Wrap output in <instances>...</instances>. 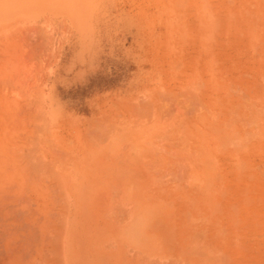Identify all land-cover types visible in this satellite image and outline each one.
Segmentation results:
<instances>
[{"label":"rangeland","instance_id":"374dc122","mask_svg":"<svg viewBox=\"0 0 264 264\" xmlns=\"http://www.w3.org/2000/svg\"><path fill=\"white\" fill-rule=\"evenodd\" d=\"M48 94H155L165 170L187 185L209 162L207 218L176 264H264V0H0V264L58 257Z\"/></svg>","mask_w":264,"mask_h":264},{"label":"crops","instance_id":"0c3cea01","mask_svg":"<svg viewBox=\"0 0 264 264\" xmlns=\"http://www.w3.org/2000/svg\"><path fill=\"white\" fill-rule=\"evenodd\" d=\"M56 96L48 94V103L65 153L64 218L56 260L41 254L33 263L176 264L194 257L179 255L186 248L178 243L189 242L183 237L207 218L208 156L189 162L187 185L178 181L185 172L165 170L160 119L145 114L155 94ZM76 124L78 134L71 132ZM3 264H17L16 257Z\"/></svg>","mask_w":264,"mask_h":264},{"label":"bare ground","instance_id":"6f19581e","mask_svg":"<svg viewBox=\"0 0 264 264\" xmlns=\"http://www.w3.org/2000/svg\"><path fill=\"white\" fill-rule=\"evenodd\" d=\"M237 106V105H236ZM253 106V105H252ZM200 110V109H199ZM258 112V111H257ZM262 113V112H261ZM260 114V113H259ZM234 115V114H233ZM248 119V118H247ZM257 119V118H256ZM255 120V119H254ZM258 120V119H257ZM184 127V126H183ZM230 128H232V127H230ZM232 134V133H231ZM243 140V139H242ZM245 141V140H244ZM232 142H235L234 140L232 141ZM184 143V142H183ZM185 145V144H184ZM222 146H223V144H222ZM183 149V148H182ZM183 152H184V150H182ZM196 156V155H195ZM191 158V157H190ZM196 158V157H195ZM177 165V164H176ZM170 167V166H169ZM176 167H174V169H175ZM177 169V168H176ZM170 170V169H169ZM180 170V169H179ZM177 171V170H176ZM173 172V171H172ZM172 172H170V175H172L173 176V174H171ZM181 172V171H180ZM167 173V172H166ZM181 173H183V172H181ZM164 174V172L162 173V175ZM174 174H176V173H174ZM162 175H160V176H162ZM166 175V174H165ZM176 175H178V173L176 174ZM180 175V174H179ZM163 177V176H162ZM174 177V176H173ZM169 178H171L170 176H169ZM181 178H183V177H181ZM186 178V177H185ZM168 179V178H167ZM180 179V178H179ZM174 180V179H173ZM175 180H177V179H175ZM174 180V181H175ZM180 181V180H179ZM184 181V180H183ZM184 184V183H183ZM223 255V254H222ZM221 255V256H222ZM223 258V257H222Z\"/></svg>","mask_w":264,"mask_h":264}]
</instances>
